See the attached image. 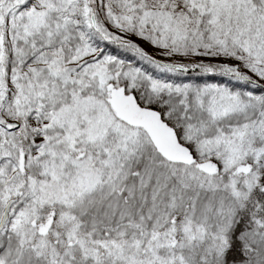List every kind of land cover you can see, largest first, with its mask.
Here are the masks:
<instances>
[{
	"label": "snow or ice",
	"instance_id": "snow-or-ice-1",
	"mask_svg": "<svg viewBox=\"0 0 264 264\" xmlns=\"http://www.w3.org/2000/svg\"><path fill=\"white\" fill-rule=\"evenodd\" d=\"M0 264H264V0H0Z\"/></svg>",
	"mask_w": 264,
	"mask_h": 264
}]
</instances>
